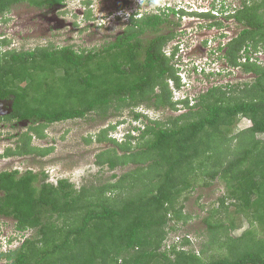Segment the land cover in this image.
<instances>
[{"label": "trees", "instance_id": "16d2710c", "mask_svg": "<svg viewBox=\"0 0 264 264\" xmlns=\"http://www.w3.org/2000/svg\"><path fill=\"white\" fill-rule=\"evenodd\" d=\"M224 1L226 17L241 30L217 47L220 58L252 73L253 80L214 84L183 100L173 99V89L182 87L177 50L165 51L177 35L170 24L180 25L171 15L182 17L183 9L132 14L100 49L68 44L3 51L9 41L0 39V99H13L5 118L30 122L0 157L47 155L53 147L34 145L33 135L45 137L54 122L91 112L105 117L125 107L134 109L137 120L148 117L134 127L138 136L129 133L125 141L108 136L115 125L103 129L113 146L98 152L96 163L131 165L115 181L77 187L66 177L52 182L44 170L0 171V216L12 218L19 231L36 233L17 248L0 249L3 264H264V60L256 56L264 53V0H241L240 6ZM21 2L53 8L65 0H0V21ZM212 17L208 27L223 26ZM144 103L181 112L153 119L136 110ZM244 117L250 125L236 131ZM217 179L226 190L203 218L201 248L190 247L187 235L168 246L177 229L171 221L192 217L185 211L188 196L202 180ZM238 216L249 227L231 236Z\"/></svg>", "mask_w": 264, "mask_h": 264}, {"label": "rangeland", "instance_id": "374dc122", "mask_svg": "<svg viewBox=\"0 0 264 264\" xmlns=\"http://www.w3.org/2000/svg\"><path fill=\"white\" fill-rule=\"evenodd\" d=\"M155 1L156 3L150 0H65L64 3L53 8H38L29 2H21L15 4L0 21V39L6 38L9 41L2 47V50L13 48L28 50L38 45L64 46L68 44H73L79 49H100L124 29L129 21L131 11L138 9L143 12H158L166 4L177 8L182 5L200 7L210 4L212 0ZM228 2L232 5H241V0H228ZM178 16V14L171 15L180 22V25L170 24L177 35L165 46L166 51L170 54L173 46L180 42L181 60L175 58L178 68L183 66L182 62H189L190 60L202 62L207 58V50L210 47L203 43L199 44L205 34L213 38L210 46L216 48L241 30V26L234 19H224L222 27L204 28V26L198 25L196 17H184L183 15L179 18ZM164 27L166 29L167 24ZM201 32L204 35L198 36ZM220 33L227 37L222 39L213 37L219 36ZM221 53L217 49L211 56L215 65L208 68V71H214L213 74L207 76L200 72L191 71L188 77L184 71L180 70L182 78L187 79L188 85L185 87L182 85L180 90L174 89L173 99H179L187 94L196 95L214 84L245 83L253 80L254 75L252 73H245L240 68L230 67L225 59L220 58ZM256 56L261 61L264 60L262 50ZM8 110L11 108L7 107L1 112L5 115ZM136 110L146 113L150 118L162 120L181 112L167 107H149L145 103L136 107ZM134 113L135 111L131 107H125L119 111L112 108L105 117L96 112H91L85 117L51 123L45 127L47 134L45 137L39 138L36 134L33 135L34 145L53 147L50 153L44 156L36 153L22 156H1L0 171L16 168L20 172H24L26 169H33L37 172L44 170L52 182H56L60 177H66L77 187L91 181L95 183L115 181L131 165L110 169L108 166L101 167L96 163V154L104 148L113 146V143L105 140V133L102 131L109 125H115V128L109 130L108 136H114L120 142L125 141L129 133L138 136L140 131L135 130L134 127L144 125V121L147 122L148 117L143 116L137 120ZM29 124L30 122L26 120H0V154L7 147H14L17 144L19 139L17 135L29 130ZM249 125L250 120L244 117L237 124L236 131ZM9 136L10 139H8ZM259 136L264 138V134ZM113 174H117V177H114ZM225 190L224 183L218 179L213 181L202 180V183L197 185V188L192 191L186 201L185 211L192 217L187 223L171 221L170 224H175L177 229L170 233L169 239L166 241L167 245L169 246L172 242L187 235L192 240L190 247L200 249L206 237V223L203 218L210 214L212 208L219 206V199ZM233 208L231 206L230 212H233ZM236 223L238 227L229 232L231 236H239L249 227V222L242 216L236 217ZM35 235L33 229L19 231L12 218L0 216L1 250L17 248L26 237ZM11 238H13L12 241ZM3 263L4 261L0 259V264Z\"/></svg>", "mask_w": 264, "mask_h": 264}, {"label": "clouds", "instance_id": "9594fccd", "mask_svg": "<svg viewBox=\"0 0 264 264\" xmlns=\"http://www.w3.org/2000/svg\"><path fill=\"white\" fill-rule=\"evenodd\" d=\"M150 1L156 3L155 0H150ZM224 3H225L224 0H212L210 4H205V5L200 6V7H194V6L186 7V6L182 5V6H178V8L176 6H173L172 8H175L177 10H182V9L185 10L186 13L184 14V17L185 16L196 17V19L198 20V25H200V26L202 25V26H204V28H210V27H208V25L206 23H208L209 21H211L213 19L212 16H214L215 19H221L222 21H224V19H226V20L233 19V18H227L226 17V16H228L229 12H226V13L224 12V10H225L223 8ZM165 6H170V5L169 4H166ZM196 12L197 13H209V12H211L212 16L211 17H208L209 19H207L206 17L198 16L196 14ZM143 13H144L143 11H140V10L136 9L135 11H131L130 14H129V16H131L132 14H135L136 16H141ZM117 15H120V14H117ZM179 18H181L180 15H179ZM200 31H202V30H200ZM202 33L203 32H201L198 36L204 35ZM204 33H206V32H204ZM213 37L216 39L217 36H213ZM211 40H213V38L212 37L210 38L207 34H205L204 38L201 39V41L199 42L200 45L203 43V44L208 45L210 47V49L207 50V58H205V60H203L202 62H198V61H195V60H190L189 62L186 61L184 63L182 62V65L183 66H181V67L178 68V75L180 76L182 85L184 87L186 85H188V83H187V79H183L182 78L181 71H184L185 74L188 77H189V73L191 71L200 72V73L206 72L207 74H210L211 72H214V71H208V68L214 67V65H215L214 64V61H213V57H211V56L213 55V52H216L217 51V47L219 45H221V44H219L216 48H212L210 46ZM222 43L224 45V42H222ZM174 49L177 50L176 55H175V58L178 59V60H181V54L179 53L180 50H181V48H180V42H178L176 45L173 46L172 50H174ZM175 58H174V61H175ZM198 58H200V57L198 56ZM178 90H180V89H178ZM173 92H174V89H173ZM187 96L193 97L194 95L187 94L185 96H181L179 99H176V100H181V99L183 100V99L187 98Z\"/></svg>", "mask_w": 264, "mask_h": 264}, {"label": "flooded vegetation", "instance_id": "af4514ba", "mask_svg": "<svg viewBox=\"0 0 264 264\" xmlns=\"http://www.w3.org/2000/svg\"><path fill=\"white\" fill-rule=\"evenodd\" d=\"M2 100H4L5 102V105L4 106H2V108L0 109V111H2V110H4L5 108H7V107H9V109L11 108V104H10V100L13 102V99L12 98H6V99H2ZM0 102H3V101H0ZM9 105V106H8ZM12 111V108H11V110H10V112ZM9 113H7V114H5V115H0V118H2V119H0V120H3V119H6L5 118V116H7ZM7 120V119H6ZM23 132H21L20 134H22ZM20 134H18L17 135V137L18 136H20ZM2 136H3V134H2ZM8 139H10V136H9V138Z\"/></svg>", "mask_w": 264, "mask_h": 264}, {"label": "water", "instance_id": "95a60500", "mask_svg": "<svg viewBox=\"0 0 264 264\" xmlns=\"http://www.w3.org/2000/svg\"><path fill=\"white\" fill-rule=\"evenodd\" d=\"M0 101H3V102H0V109L2 108V106H4L5 105V101L4 100H2V99H0ZM10 104H11V108H12V101L10 100ZM7 113H10V110H8L7 111ZM2 114H4V113H2L1 111H0V115H2Z\"/></svg>", "mask_w": 264, "mask_h": 264}]
</instances>
